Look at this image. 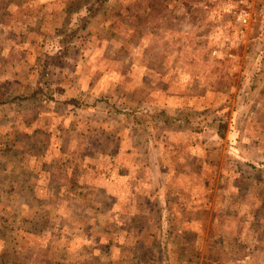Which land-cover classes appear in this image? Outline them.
Wrapping results in <instances>:
<instances>
[{
  "label": "rangeland",
  "instance_id": "rangeland-1",
  "mask_svg": "<svg viewBox=\"0 0 264 264\" xmlns=\"http://www.w3.org/2000/svg\"><path fill=\"white\" fill-rule=\"evenodd\" d=\"M231 3L0 0V264H264V6Z\"/></svg>",
  "mask_w": 264,
  "mask_h": 264
},
{
  "label": "built area",
  "instance_id": "built-area-1",
  "mask_svg": "<svg viewBox=\"0 0 264 264\" xmlns=\"http://www.w3.org/2000/svg\"><path fill=\"white\" fill-rule=\"evenodd\" d=\"M203 1L206 2V0ZM220 1L224 3L226 0ZM254 1L255 0H232L230 9L233 11L232 15L237 25L246 26L249 24L253 14L252 8ZM256 1H259L264 6V0Z\"/></svg>",
  "mask_w": 264,
  "mask_h": 264
},
{
  "label": "trees",
  "instance_id": "trees-1",
  "mask_svg": "<svg viewBox=\"0 0 264 264\" xmlns=\"http://www.w3.org/2000/svg\"><path fill=\"white\" fill-rule=\"evenodd\" d=\"M88 8H89L88 10L91 9L90 7H88ZM84 26H85V25H84ZM3 95H4V94H3ZM3 95L0 94V98H1V97L3 98V97H4ZM2 98H1V99H2ZM7 98H8V97H7ZM13 98H18V97H16V95H14V96L12 97V99H13ZM6 100H7V99H5L2 103H4V102H8V101H6ZM163 113H164V112L161 111V114H163ZM157 114H158V113H156L155 115L157 116ZM158 115H159V114H158ZM219 126H220V125H219Z\"/></svg>",
  "mask_w": 264,
  "mask_h": 264
}]
</instances>
